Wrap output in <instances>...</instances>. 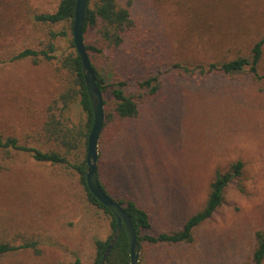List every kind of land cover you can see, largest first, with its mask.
Segmentation results:
<instances>
[{
	"label": "rangeland",
	"instance_id": "obj_1",
	"mask_svg": "<svg viewBox=\"0 0 264 264\" xmlns=\"http://www.w3.org/2000/svg\"><path fill=\"white\" fill-rule=\"evenodd\" d=\"M119 1L131 6L144 39L135 47L126 42L115 57L89 51L108 84L105 107L112 111V90L120 81L138 96L147 92L141 83L158 75L162 88L143 99L136 118L105 116L98 174L107 193L133 199L149 212L152 227L142 234L170 232L203 207L218 170L244 162L242 177L227 188L226 203L196 228L193 241L144 242L138 264H246L256 231L264 229V83L249 73L201 75L183 67L247 53L264 36V0ZM59 2L0 0V135L45 150L52 148L44 125L53 110L75 124L84 123L87 113L79 99L65 113L56 109L68 84L57 58L9 59L24 48L49 50L51 43L58 57L76 49L70 21L35 19ZM62 30L67 34L52 37ZM97 39L94 29L87 42ZM259 71L264 73V48ZM70 158L78 163L84 151ZM111 220L87 201L71 164L0 148V242L37 240L41 250L19 249L0 264L91 261L95 241L113 233Z\"/></svg>",
	"mask_w": 264,
	"mask_h": 264
},
{
	"label": "trees",
	"instance_id": "obj_2",
	"mask_svg": "<svg viewBox=\"0 0 264 264\" xmlns=\"http://www.w3.org/2000/svg\"><path fill=\"white\" fill-rule=\"evenodd\" d=\"M75 6L76 0H60L55 11L36 14L35 19L50 24L70 21L73 29ZM94 29L97 30V44L100 43L101 47L97 44L87 42L88 34ZM66 34L67 32L62 30L58 32L53 31L51 35L55 37ZM83 34L88 54L90 50L101 53L106 51L109 57H115L117 50L124 47L126 42H131L135 47L136 45H140L144 39L139 21L133 17L131 6L129 4L125 5L120 3L119 0H88ZM72 45L75 47L74 40H72ZM263 48L264 36L255 41L247 53H240L233 59L223 58L207 65L199 64L193 68L188 66H184L183 68L188 73H197L201 75L217 72L233 77L249 73L256 81L264 83V73H260L259 71V63L263 55ZM53 51L54 44L52 43L49 45V50L24 48L12 54L9 60L15 61L33 58L38 61L40 58H57L59 70H65L68 74V84L65 92L56 98L54 105L57 110H62V113H65L70 108L71 102L79 99L82 108L87 113V120L84 123L75 124L67 118L62 119L61 117L63 115L57 114L53 110L51 114H49L48 120L44 125V131L52 148L45 150L36 147L33 144L26 143V141H23L16 135L7 137L0 135V148L8 151L14 149L19 152L28 153L39 162L71 164L80 173V182L83 185L87 201L97 209L103 210L111 217V225L114 233L116 228L115 215L90 191L86 182L88 136L93 124L94 115L82 73L81 57L76 49L61 57L51 53ZM92 65L95 70L97 84L104 93L108 88L106 77L102 71L99 70V66L95 62L92 61ZM141 84L147 92L137 96L125 90V86L127 85L126 81H120L118 87L112 90L114 99L112 111L109 112L107 110L104 100L105 116L110 120H114L117 116L122 118L138 117L141 113L143 99L153 98L162 88L158 75L149 76ZM27 138H29V136ZM79 150L84 151V158L79 160L78 163L72 164L70 156ZM243 168L244 162L239 159L232 162L226 169L218 170L210 183V191L203 207L190 215L181 228L170 232L142 234L143 230L152 227L149 212L133 199H129L126 202L118 200L121 204H125V208L132 218L136 228L140 250L142 251L144 242L152 244H177L193 241L196 228L203 222L211 219L216 211L226 203L227 188L234 181L242 177ZM101 185L106 191L102 182ZM113 233L106 240L97 239L95 241L96 254L93 260L84 262L78 257L71 262V264H102L103 253L109 245ZM255 236L256 247L253 251L251 261L246 264L264 263V229L257 230ZM26 248L32 249L35 252H41L37 240H27L20 245L0 242V259L11 252ZM129 263L130 249L128 235L125 228L122 227L117 243L107 257V264Z\"/></svg>",
	"mask_w": 264,
	"mask_h": 264
},
{
	"label": "water",
	"instance_id": "obj_3",
	"mask_svg": "<svg viewBox=\"0 0 264 264\" xmlns=\"http://www.w3.org/2000/svg\"><path fill=\"white\" fill-rule=\"evenodd\" d=\"M87 3L88 0H76L73 23V40L76 50L82 60V73L94 115L93 124L88 136L86 182L90 191L105 206H107L116 217V228L109 245L103 253L102 264H107V257L117 243L122 227L125 228L128 235L130 249L129 264H138L141 250L132 218L125 206L104 190L98 174V162L100 155L99 139L105 122V111L103 92L97 84L95 70L93 68L91 58L86 50V44L84 41L83 28Z\"/></svg>",
	"mask_w": 264,
	"mask_h": 264
}]
</instances>
